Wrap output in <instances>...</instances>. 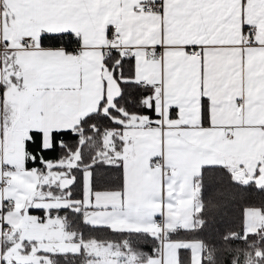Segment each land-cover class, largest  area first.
<instances>
[{"label": "snow or ice", "instance_id": "obj_1", "mask_svg": "<svg viewBox=\"0 0 264 264\" xmlns=\"http://www.w3.org/2000/svg\"><path fill=\"white\" fill-rule=\"evenodd\" d=\"M0 264H264V0H0Z\"/></svg>", "mask_w": 264, "mask_h": 264}]
</instances>
